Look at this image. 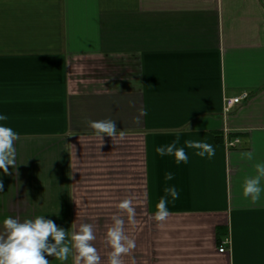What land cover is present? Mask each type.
Returning <instances> with one entry per match:
<instances>
[{"label": "crops", "instance_id": "0c3cea01", "mask_svg": "<svg viewBox=\"0 0 264 264\" xmlns=\"http://www.w3.org/2000/svg\"><path fill=\"white\" fill-rule=\"evenodd\" d=\"M0 115L20 137L16 168L0 169V231L9 216L40 215L70 242L73 225L92 223L107 264L119 215L136 244L123 264H264V193L259 206L242 194L264 162V0H0ZM105 119L123 140L96 136L89 121ZM177 137L188 163L155 152ZM173 186L179 198L167 196L157 223ZM127 197L135 223L117 207Z\"/></svg>", "mask_w": 264, "mask_h": 264}, {"label": "clouds", "instance_id": "9594fccd", "mask_svg": "<svg viewBox=\"0 0 264 264\" xmlns=\"http://www.w3.org/2000/svg\"><path fill=\"white\" fill-rule=\"evenodd\" d=\"M147 113L140 110L139 116ZM139 116L134 118V122L139 123ZM7 115H0V121H7ZM89 127L95 130V134L104 143V137H110L112 143L117 135L120 140L124 139V131L117 133L116 123L113 120L105 119L99 121H89ZM19 134L11 127L0 124V169L5 174H9V166L16 168V148L15 142L19 140ZM102 143V144H103ZM179 137L167 145L158 146L155 152L161 157L165 155L174 156L177 164L188 163V154L185 147H178ZM184 145L189 149H197L195 153L200 157L211 158L215 155L213 145L203 142L186 140ZM256 149L242 152L240 159L253 161ZM255 175L245 177L242 185V194L245 199H249L252 204L259 206L261 194L264 193V162H256L253 165ZM173 174L166 173L165 180H172ZM0 191H3V183L0 182ZM165 196L161 197L156 204V212L152 219L157 223H163L170 215L167 208V196L174 200L179 198L176 188L168 187L164 189ZM27 195V194H26ZM133 197L124 198L118 205L120 212L126 213L129 223H135L136 210L133 206ZM27 200V199H26ZM113 224L107 229L104 243L111 251L107 257V264H123L121 256L129 253L136 247L135 241L125 234V217L114 215ZM3 231H0V264H50L47 256H53L60 261H66L70 254L74 252V264H101V256L98 248L93 243L96 240L95 227L92 223H80L71 233L56 225L51 219L37 215L32 219H24L11 216L2 222ZM54 241L51 242L50 241ZM69 243L71 246H69Z\"/></svg>", "mask_w": 264, "mask_h": 264}, {"label": "built area", "instance_id": "2783aa9c", "mask_svg": "<svg viewBox=\"0 0 264 264\" xmlns=\"http://www.w3.org/2000/svg\"><path fill=\"white\" fill-rule=\"evenodd\" d=\"M250 98V94L248 91H244L242 93H240L239 95L237 96H234V97H229L226 99V104H225V112H230L233 107H235L236 105H239L241 103H243L244 101H247L248 99ZM239 143V139H233V141H230V145L231 146H235ZM227 243H228V240L222 242L220 245H219V249L218 251L220 253H223L227 250Z\"/></svg>", "mask_w": 264, "mask_h": 264}]
</instances>
